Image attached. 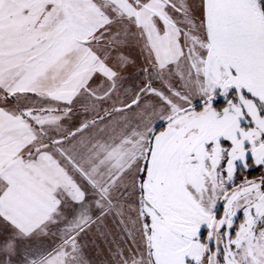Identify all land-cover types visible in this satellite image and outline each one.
Masks as SVG:
<instances>
[{
	"label": "snow or ice",
	"instance_id": "6c2138e0",
	"mask_svg": "<svg viewBox=\"0 0 264 264\" xmlns=\"http://www.w3.org/2000/svg\"><path fill=\"white\" fill-rule=\"evenodd\" d=\"M0 264H264V0H0Z\"/></svg>",
	"mask_w": 264,
	"mask_h": 264
}]
</instances>
